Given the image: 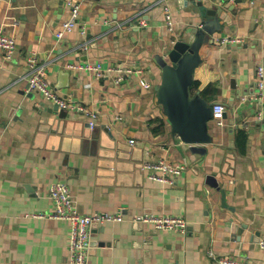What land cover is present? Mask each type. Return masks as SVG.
Returning <instances> with one entry per match:
<instances>
[{
    "label": "crops",
    "instance_id": "0c3cea01",
    "mask_svg": "<svg viewBox=\"0 0 264 264\" xmlns=\"http://www.w3.org/2000/svg\"><path fill=\"white\" fill-rule=\"evenodd\" d=\"M70 1L81 4L80 15L59 39ZM204 3L222 11L221 29L200 50L193 92L212 107L223 104L228 118L223 113L219 125L214 114L213 141L196 152L173 132L156 91L162 81L157 56L203 19L191 1L0 0V28L17 45L12 58L0 51V264H75L70 222L35 215L54 210L50 187L58 181L69 185L81 213L123 216L93 225L85 264H217L211 252L264 264V89L256 77L264 67V0ZM223 37L242 41L224 46ZM32 59L46 64L57 93L96 112L98 125L112 134L113 153L127 158L119 160L120 169L111 171L117 159L92 153L76 135L42 128L54 104L27 91ZM97 63L106 77L69 67ZM137 68L142 75L131 72ZM71 117L77 129L88 120ZM231 120L238 121L233 130ZM159 160L184 166L174 184L155 177L164 175L150 166ZM148 213L184 217L186 232L133 220Z\"/></svg>",
    "mask_w": 264,
    "mask_h": 264
},
{
    "label": "water",
    "instance_id": "95a60500",
    "mask_svg": "<svg viewBox=\"0 0 264 264\" xmlns=\"http://www.w3.org/2000/svg\"><path fill=\"white\" fill-rule=\"evenodd\" d=\"M189 1L199 8L203 19L200 26L184 31L166 56H157V62L162 68V81L156 86V91L173 132L190 144L193 151L205 152L207 149L203 145L213 141L209 134V122L213 119L214 112L213 107L199 91L193 92V76L195 69L203 61L200 54L202 46L210 42L213 39L211 37L221 29L222 11L218 8H208L203 0ZM62 76H69V73L65 72ZM223 117L228 118V114L224 113ZM71 118L67 110L53 105L46 110L43 118L45 126L42 128L48 132L76 135L91 148L92 153L104 158L117 159L109 166L111 171L120 169L119 160L127 158L113 153L116 144L113 145L107 140L112 134L99 126L97 120L81 122L82 129H77L74 119ZM237 123L238 121L231 120V130ZM138 161L136 167L143 168L142 159ZM209 182L220 189L214 177H211Z\"/></svg>",
    "mask_w": 264,
    "mask_h": 264
},
{
    "label": "built area",
    "instance_id": "2783aa9c",
    "mask_svg": "<svg viewBox=\"0 0 264 264\" xmlns=\"http://www.w3.org/2000/svg\"><path fill=\"white\" fill-rule=\"evenodd\" d=\"M207 1V0H203ZM71 6V16L70 18L63 22L62 28L57 32V37L59 39L63 38L68 32H71L80 15L81 4L76 1H70ZM166 20L168 27L173 31L174 22L172 20L171 12L168 8L165 11ZM240 38L236 37H223L218 42L224 46L237 44L241 42ZM16 40L10 34L3 32L0 28V51L6 55L7 58H12L16 52ZM71 69H85L87 71H94L99 77H106L108 75L101 64H70ZM29 70L26 74V79L28 82V92H34L41 94L45 100L49 101L54 105H58L61 109L67 110L70 114H80L87 116L88 120L92 122L97 118V114L87 105L82 102H77L72 99L61 96L53 88L51 83L47 78L46 64L36 63L34 59L29 62ZM132 73L136 75H142L143 70L141 68L132 69ZM257 85L259 90L264 89V67L259 66L257 70ZM141 84L145 88H149L151 84L144 78H141ZM226 110L223 104H216L213 107V112L215 115L219 116V125H224L225 121L221 118L222 114ZM134 144L135 141L131 140ZM152 168L161 170L164 175L162 177L155 176L156 178L165 181L170 184H174L176 176L184 169V166H171L165 163L163 160H159L150 165ZM50 197L54 203V210L49 213L39 212L35 214L40 218L67 220L71 224V231L69 235V255L71 261L75 264H85L89 253L91 252L92 246V228L94 224H101L108 221H120L122 220V214H111V213H100L96 212L90 215L83 214L78 210L77 202L74 196L71 194L70 187L68 184L58 181L54 182L50 187ZM133 220L137 223H143L153 226L156 230L161 231H180L186 232L188 227V222L184 217L181 216H166L158 215L153 213L143 214L136 216ZM259 245L264 249V238L259 241ZM210 257L217 264H254L251 260L247 258H238L230 256H220L213 252L210 253Z\"/></svg>",
    "mask_w": 264,
    "mask_h": 264
}]
</instances>
